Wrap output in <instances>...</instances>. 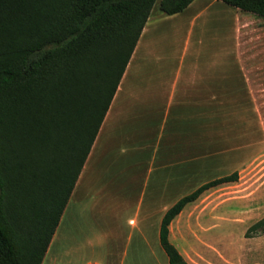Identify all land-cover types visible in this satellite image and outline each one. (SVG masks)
<instances>
[{"label":"crops","instance_id":"0c3cea01","mask_svg":"<svg viewBox=\"0 0 264 264\" xmlns=\"http://www.w3.org/2000/svg\"><path fill=\"white\" fill-rule=\"evenodd\" d=\"M150 19L151 15L42 264H77L74 256L79 248L75 251L67 247L63 227L69 220L71 201L87 199L92 189L89 183L98 173L101 176L95 179L102 190L93 189V193L104 196V191L111 199L107 204L113 206L111 215H114L115 227L110 236L122 238L126 232L129 234L114 264H134V258L136 262L143 259L147 262L150 239L160 243V226L166 211L200 185L234 171H238L239 179L249 177L255 181L264 177V20L250 17L239 25L234 53L240 71L239 76H234L230 75L228 65L205 61V56L210 54L211 58L213 52L200 48L186 47L176 55V66H169L166 54L160 56L149 51ZM222 50L220 56L227 57L228 49ZM147 54L156 58L157 67L141 65ZM114 152L127 158L125 164L106 162L105 158ZM114 168L117 171H113ZM121 168L124 170L119 172ZM106 175L114 179L110 187L105 184ZM238 180L232 183L238 184ZM119 186L121 191H118ZM212 188L188 203L175 217L170 224V240L188 264H260L247 254L259 249L256 239L264 237V233L252 238L247 236L248 241L241 243L228 241L227 235H213L223 230L222 224L213 223V215L207 210L209 205L199 209L203 196ZM136 193L145 203L141 208L144 213L143 217L129 216L131 227L127 231L122 224V214L133 208ZM123 195L129 199L122 201ZM97 197L91 206L106 207ZM193 207L190 222L177 231L180 236L176 241L172 240L176 223ZM195 218L196 223H193ZM218 219L223 220L222 215ZM134 231L139 232L140 238L134 237ZM156 261L165 264L158 258Z\"/></svg>","mask_w":264,"mask_h":264},{"label":"trees","instance_id":"16d2710c","mask_svg":"<svg viewBox=\"0 0 264 264\" xmlns=\"http://www.w3.org/2000/svg\"><path fill=\"white\" fill-rule=\"evenodd\" d=\"M156 1L0 0V264H42ZM223 1L264 18V0ZM238 179L206 182L166 211L169 264H188L170 240L175 217ZM249 230L264 233V218Z\"/></svg>","mask_w":264,"mask_h":264},{"label":"rangeland","instance_id":"374dc122","mask_svg":"<svg viewBox=\"0 0 264 264\" xmlns=\"http://www.w3.org/2000/svg\"><path fill=\"white\" fill-rule=\"evenodd\" d=\"M160 1H156L151 19L148 22L152 26L150 52L160 54V56L166 54L168 56L166 63L174 67L176 66V55L178 52H182L186 47L191 49L200 48L202 51L213 52L211 58L209 57L210 54L205 56V61L212 62V64H217L218 66L226 64L230 67V75L239 76L240 67L234 53L237 48L238 27L245 19H250L251 17L264 20L263 17L231 6L223 0H195L184 11L176 15H169L161 10ZM194 21L196 22L195 24H193ZM199 41L203 43L200 44ZM188 42L190 44L187 46ZM222 48L228 49L229 55L227 57L220 56ZM215 52L219 53L215 55ZM159 60L161 61L162 59L160 58ZM156 62V58L147 54L141 65L147 68H155L157 67ZM180 62L182 63V61ZM105 159L107 160L106 162L111 161L121 164H125L124 162L127 160L124 155L120 156L116 152L109 154ZM123 170L121 168L118 171L122 172ZM113 171H117V169L114 168ZM100 176L101 174L98 173L95 178L98 179ZM95 178L89 183L92 189L90 193H87V199L79 200V202H77L78 200L71 201L69 220L67 219L68 223L63 227V234L66 236L67 247H71L70 250L76 251L79 248L78 253L74 256L77 264H87L88 262L114 264L115 258L117 259V253L121 251L122 246L129 239V234L126 232L122 238L116 237L117 239L110 236L112 228L115 227L114 215H111V207L113 206L108 205L111 199L104 191L102 192L104 196L100 195V193L95 192L98 195L93 193V189L94 191L97 188L100 191L102 190ZM113 180L110 175L104 176L105 184L109 187L113 185ZM238 181V184L229 182L212 188L205 193L199 207L200 209L209 205L210 207L207 210L208 214L213 215V223L222 224V233L219 230L213 235H223V237L227 235L228 241L235 243L247 242V235H250V238L258 236L257 231L251 232L249 228L264 218V177L255 181H252L249 177H244ZM115 183H118V180ZM118 191H121L120 186ZM119 194H123V192H119ZM97 196L100 197L98 201L103 205L108 203L106 207L101 205L97 207L91 206L97 200ZM133 196V208L127 209L126 212H124L126 209L122 211V213L124 212L122 214V224L127 231L131 227L129 216L143 217L144 213V208L141 209L144 202H142L140 194L136 193ZM125 198L129 199L126 195L121 196L122 201ZM194 211V207L185 211L181 221L177 222L176 227L173 228L172 240L176 241V238L180 236L177 231L190 222L189 219L192 217V215L190 217V213L192 212L193 214ZM221 215L223 220L218 219ZM226 216L227 220H224ZM192 220L193 223H196V218ZM200 221L202 222V218ZM150 228L152 229V227ZM133 233L135 238H140L139 232L134 231ZM256 241L260 243L259 249L255 250L254 254H247V256L255 259L260 264H264V237L256 239ZM117 242H120V244ZM56 243L57 245L59 244V233ZM149 244L150 246L147 249L148 261L145 262L143 259V262H136L134 258V264H157L156 258L167 264V256L160 243L152 238ZM73 246L75 249L72 248ZM70 253L73 254L74 252ZM59 254L60 249L58 247L56 254L58 259ZM56 255L55 253L53 254L54 257Z\"/></svg>","mask_w":264,"mask_h":264},{"label":"bare ground","instance_id":"6f19581e","mask_svg":"<svg viewBox=\"0 0 264 264\" xmlns=\"http://www.w3.org/2000/svg\"><path fill=\"white\" fill-rule=\"evenodd\" d=\"M140 247V246H139Z\"/></svg>","mask_w":264,"mask_h":264}]
</instances>
